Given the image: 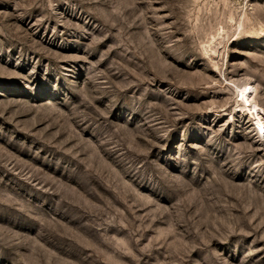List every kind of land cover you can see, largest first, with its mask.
Returning <instances> with one entry per match:
<instances>
[{"label":"rangeland","instance_id":"1","mask_svg":"<svg viewBox=\"0 0 264 264\" xmlns=\"http://www.w3.org/2000/svg\"><path fill=\"white\" fill-rule=\"evenodd\" d=\"M0 264H264V0H0Z\"/></svg>","mask_w":264,"mask_h":264},{"label":"bare ground","instance_id":"2","mask_svg":"<svg viewBox=\"0 0 264 264\" xmlns=\"http://www.w3.org/2000/svg\"><path fill=\"white\" fill-rule=\"evenodd\" d=\"M249 93L250 90L248 89L247 86L242 87L239 91H238V95L241 101H250L249 98ZM263 132V131H262Z\"/></svg>","mask_w":264,"mask_h":264}]
</instances>
